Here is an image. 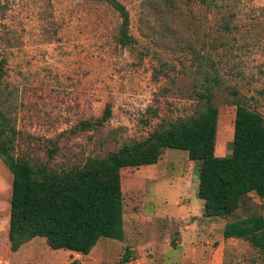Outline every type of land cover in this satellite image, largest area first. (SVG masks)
<instances>
[{"label":"rangeland","instance_id":"1","mask_svg":"<svg viewBox=\"0 0 264 264\" xmlns=\"http://www.w3.org/2000/svg\"><path fill=\"white\" fill-rule=\"evenodd\" d=\"M127 10L130 47L115 41L116 14L89 0H0V112L16 132L13 155L59 170L143 139L159 123L190 116L203 78L215 79L214 155L230 152L233 97L264 119V0H117ZM221 13L232 29L221 28ZM204 44V45H202ZM202 46V47H200ZM201 56L198 61L196 58ZM109 117L81 129L84 121ZM55 150L47 158L48 150ZM197 164L166 149L148 166L122 168V241L99 239L103 264H264L223 226L264 220V198L245 195L227 219L205 218L195 194ZM11 175L0 162V264H66L79 255L34 238L6 241Z\"/></svg>","mask_w":264,"mask_h":264},{"label":"trees","instance_id":"2","mask_svg":"<svg viewBox=\"0 0 264 264\" xmlns=\"http://www.w3.org/2000/svg\"><path fill=\"white\" fill-rule=\"evenodd\" d=\"M107 5L118 18L115 41L130 47L129 17L117 0H89ZM176 0H160L170 7ZM214 0H201L209 9ZM231 16L221 13V28L231 32ZM204 45V44H202ZM202 47V46H200ZM202 57L198 56L199 61ZM1 80V68H0ZM203 91L195 92L199 107L190 116L161 122L143 139L123 144L103 157L87 158L81 165L59 170L45 163H31L13 155L14 128L0 112V162L11 175L6 241L10 252L34 238L49 250L85 256L99 239L123 240V210L119 173L122 168L155 164L166 149L183 151L197 164L196 197L205 218L227 219L240 207L245 195L264 198V119L233 97L234 116L230 152L214 155L217 108L211 102L215 79L203 78ZM106 106L100 119L84 121L79 128L101 125L109 117ZM55 150L47 151V158ZM223 239H241L258 251L264 261V220L259 215L226 223ZM124 249L119 264L127 262ZM66 264H80L72 259Z\"/></svg>","mask_w":264,"mask_h":264},{"label":"crops","instance_id":"3","mask_svg":"<svg viewBox=\"0 0 264 264\" xmlns=\"http://www.w3.org/2000/svg\"><path fill=\"white\" fill-rule=\"evenodd\" d=\"M196 181V180H195ZM195 194H196V182H195ZM201 201V200H200ZM201 203H202V201H201ZM202 205H203V203H202ZM6 226H7V223H6ZM5 237H6V234H5ZM123 238H124V235H123ZM33 240V239H32ZM99 241V240H98ZM98 241H97V243H98ZM96 243V244H97ZM95 244V245H96ZM94 248V247H93ZM93 248L89 251V253L87 254V255H85V256H81V257H83L81 260H80V264H103V262H102V256L100 255V256H98V257H93V254H91L92 253V250H93ZM127 249H129V248H127ZM67 253H70V254H74V253H72V252H69V251H67ZM123 253H124V251H123ZM122 253V254H123ZM75 255V254H74ZM77 255V254H76ZM77 259V258H76Z\"/></svg>","mask_w":264,"mask_h":264}]
</instances>
